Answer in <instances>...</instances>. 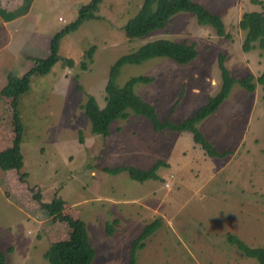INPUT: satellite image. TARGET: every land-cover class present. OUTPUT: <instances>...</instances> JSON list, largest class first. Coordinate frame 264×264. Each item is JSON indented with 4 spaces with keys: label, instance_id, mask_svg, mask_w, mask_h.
Instances as JSON below:
<instances>
[{
    "label": "rangeland",
    "instance_id": "rangeland-1",
    "mask_svg": "<svg viewBox=\"0 0 264 264\" xmlns=\"http://www.w3.org/2000/svg\"><path fill=\"white\" fill-rule=\"evenodd\" d=\"M90 1L25 0L20 14L18 8L11 13L19 18L30 13L14 23L3 21L18 15L0 11V153L15 138L11 99L1 94L8 75L21 76L47 58L54 35ZM195 1L223 15L230 40L200 25L195 15L179 13L164 30L129 42L124 25L144 0H104L98 13L101 20L85 22L66 35L60 41L58 63L48 73L34 76L30 89L19 97L24 167L0 168V248L7 264H48L46 252L68 238V224L42 210L55 197L64 201L61 216L86 223L97 253L94 264H127L132 242L157 217L162 223L139 251L138 264H257L230 244L227 235L239 237L250 248H264V102L259 86L249 93L236 84L218 110L198 124L219 150L234 151L224 159L206 156L192 134L174 131L155 136L153 154L146 148L153 144L151 133L158 131L135 114L115 122L111 136L94 135L82 108L89 94L104 106L115 61L158 40H188L197 44L199 56L189 64L170 58L126 64L117 81L123 85L131 76H153V82L138 83L135 90L156 106L162 118L183 91L173 114L177 121L219 91L221 54L235 77L264 70V52L256 48L245 53V33L239 27L245 12L264 14V7L252 0ZM18 31L22 38L15 36ZM93 46V62L84 69V54ZM157 155L169 164L159 171L163 181L140 183L125 171L103 172L104 167L124 164L149 169ZM108 222L114 226L112 236Z\"/></svg>",
    "mask_w": 264,
    "mask_h": 264
},
{
    "label": "trees",
    "instance_id": "trees-1",
    "mask_svg": "<svg viewBox=\"0 0 264 264\" xmlns=\"http://www.w3.org/2000/svg\"><path fill=\"white\" fill-rule=\"evenodd\" d=\"M104 0H91L87 5L82 6L78 11L75 20L65 26L54 35L50 44V55L37 61L23 75L18 76L10 73L6 85L2 88V96L11 99L12 117L15 125V138L12 146L0 153V168L4 171L11 169H22L24 167V156L21 150L23 137V125L19 112V97L31 87L32 79L37 75L48 73L54 65L58 63L60 41L66 35L78 31L79 28L88 21H100L98 15ZM253 3L264 7L261 1L252 0ZM179 13H190L195 15L200 25L209 26L215 30L219 38L230 40L231 35L227 32L223 15L210 10L206 5L195 0H144L141 8L124 25L125 38L131 42L143 40L151 33L164 30L170 19ZM241 31L245 33L242 50L249 53L256 48L264 52V14L262 12H245L239 23ZM197 44L190 41L175 42L169 40H158L146 45H142L137 50L123 55L111 66L108 81L105 87V105L101 106L92 94L82 105L85 115L91 123V130L94 135L108 137L112 134V125L120 119H126L130 114L146 119L149 127L158 131H178V133L192 134L195 144L200 145L206 156L210 158L224 159L234 154L233 150H219L213 145L199 129L198 124L215 113L224 100L229 96L232 88L239 84L247 92L253 93L257 86L262 91V101L264 102V70L257 75L249 73L241 77L232 75L225 63L226 55L221 54L218 59V66L221 72V85L219 91L209 97L208 101L197 110L188 115L187 118L177 121L173 114L184 96L181 93L173 109L166 117H160L156 106L139 95L135 86L138 83H151L154 77L150 75H138L129 77L123 85L118 84V77L126 64H140L149 59L170 58L180 64H189L199 56ZM96 46L91 47L84 54L82 68H87L93 62ZM72 65L73 61L68 60ZM81 86H79L80 88ZM81 89V88H80ZM80 143H84L83 135L80 133ZM169 168L164 160L158 159L149 169H139L135 166L120 165L117 167H104L103 172L118 175L125 171L129 173L132 180L144 183L147 181H163L159 171ZM40 198V195H38ZM64 208V201L55 197L50 203L43 204V212L48 217L59 216L65 221L70 229L68 238L64 242L54 244L45 254L48 264H94L96 250L91 245L86 223L80 218L61 216ZM116 221V220H115ZM118 221V220H117ZM162 223V218L157 217L144 225L142 232L132 242L129 250V260L127 264H138V253L146 246V241L158 229ZM113 223L108 222L107 232L113 235ZM227 240L235 245L245 256L253 258L257 264H264V248H250L239 237L228 234ZM0 264H7L5 253L0 248Z\"/></svg>",
    "mask_w": 264,
    "mask_h": 264
},
{
    "label": "crops",
    "instance_id": "crops-1",
    "mask_svg": "<svg viewBox=\"0 0 264 264\" xmlns=\"http://www.w3.org/2000/svg\"><path fill=\"white\" fill-rule=\"evenodd\" d=\"M8 1H10V3L11 4H9V3H7ZM25 3V0H20L19 2H14L13 0H2L1 2H0V11H1V13H5V14H8V16H10V17H12V16H15V15H18V16H15V17H18V18H11V19H9L10 21H3L4 22V24H5V22H8V23H14V21H21V20H24V19H26L27 18V15L30 13V11L28 10L27 12V14L26 15H24V16H20V18H19V14L21 13V10L23 9H25L26 8V6L24 7L23 6V4ZM9 9V11H5L6 9ZM18 8V9H17ZM15 9H17L18 10V12H19V14L18 13H11V12H13ZM1 20V19H0ZM2 21H0V22H2ZM15 36H17V38H22V36H21V31H18L16 34H15ZM166 131H168V130H165V131H162V133H151L152 135L150 136L151 138H153L152 139V141H153V144H151V147H147L146 149L147 150H151L152 152H153V154H155V145L158 143V139L157 138H155V136L156 135H158V134H164V133H166ZM171 133H173V131H171ZM174 133H178V131H174ZM181 134V133H180ZM182 134H189L188 133V131H187V133H182ZM194 142V141H193ZM179 148L181 147V146H178ZM158 159H160V156L159 155H157V159H156V161L158 160ZM162 160H164L163 158H162ZM165 161V160H164ZM165 162H167V161H165ZM156 163V162H155ZM154 163V164H155ZM153 164V165H154Z\"/></svg>",
    "mask_w": 264,
    "mask_h": 264
}]
</instances>
